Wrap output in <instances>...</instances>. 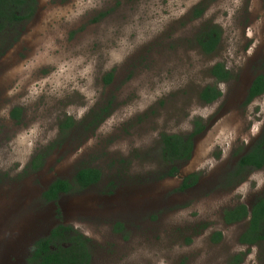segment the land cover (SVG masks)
Here are the masks:
<instances>
[{
  "label": "rangeland",
  "instance_id": "rangeland-1",
  "mask_svg": "<svg viewBox=\"0 0 264 264\" xmlns=\"http://www.w3.org/2000/svg\"><path fill=\"white\" fill-rule=\"evenodd\" d=\"M37 3L31 20L0 34V264H28L58 224L91 239V264H230L236 255L264 264V240L240 242L249 219L223 218L264 194V168L228 178L264 136V94L246 103L264 73V0ZM212 27L221 40L206 54L195 38ZM217 63L228 81L213 76ZM208 85L222 92L213 103L200 98ZM198 120L206 127L191 158L166 160L162 135L186 136ZM83 166L100 168L101 180L45 199ZM192 174L199 181L180 190Z\"/></svg>",
  "mask_w": 264,
  "mask_h": 264
},
{
  "label": "trees",
  "instance_id": "trees-1",
  "mask_svg": "<svg viewBox=\"0 0 264 264\" xmlns=\"http://www.w3.org/2000/svg\"><path fill=\"white\" fill-rule=\"evenodd\" d=\"M38 9L37 0H0V34L6 27H14L19 22L29 21L33 18ZM204 9L195 10V18L200 17ZM104 16V15H103ZM98 20V19H95ZM196 42L206 54L213 53L219 46L221 40V31L217 27L204 28L196 35ZM212 74L218 82L228 81L231 72L226 69L222 63H217L212 68ZM113 73L108 74V83L111 82ZM264 94V73L258 74L252 82L246 103L251 102L256 97ZM222 92L217 86L208 85L200 92V98L205 103H213ZM17 111L22 112L19 108L12 111L14 118L20 120ZM105 115L110 111L105 109ZM107 116V115H106ZM98 119V118H97ZM74 122L71 117L66 118L61 127L65 132ZM205 125L198 120L195 122V129L188 135L163 134L162 148L166 160L176 163V161H187L191 158L194 149V137L205 130ZM43 153V152H42ZM45 153L38 154L31 163L33 170L41 169L45 164ZM264 168V136L256 139L250 149L244 151L243 155L235 164L234 171L228 174L229 179L240 177L237 182L244 180V173L251 170H260ZM179 167L174 165L168 172V176H174ZM102 171L98 167L83 166L80 167L74 177L69 179L58 178L53 181L48 189L44 192L47 201H56L61 194L78 192L85 190L97 184L102 178ZM199 181L197 174H192L184 179L180 190H184ZM223 218L225 223L233 224L249 219L246 230L240 237L243 244L257 245L264 240V194L258 196L252 206L241 203L230 207L224 211ZM122 224L117 223L116 229L122 230ZM222 233L217 232L213 240L219 241ZM90 238L76 230L71 225L58 224L44 237L38 239L32 246L31 254L28 258V264H91L92 253ZM243 261L241 255H236L230 264H239Z\"/></svg>",
  "mask_w": 264,
  "mask_h": 264
},
{
  "label": "flooded vegetation",
  "instance_id": "flooded-vegetation-1",
  "mask_svg": "<svg viewBox=\"0 0 264 264\" xmlns=\"http://www.w3.org/2000/svg\"><path fill=\"white\" fill-rule=\"evenodd\" d=\"M195 145V144H194ZM194 149H195V146H194ZM193 153V152H192Z\"/></svg>",
  "mask_w": 264,
  "mask_h": 264
}]
</instances>
